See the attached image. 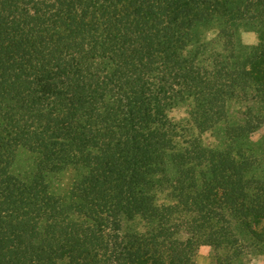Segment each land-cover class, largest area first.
Wrapping results in <instances>:
<instances>
[{"label": "trees", "instance_id": "16d2710c", "mask_svg": "<svg viewBox=\"0 0 264 264\" xmlns=\"http://www.w3.org/2000/svg\"><path fill=\"white\" fill-rule=\"evenodd\" d=\"M215 23L221 52L202 43ZM185 102L198 133L227 124L226 149L170 119ZM249 103L264 110V0H0V264H195L235 251V224L264 243V115L229 121Z\"/></svg>", "mask_w": 264, "mask_h": 264}, {"label": "rangeland", "instance_id": "374dc122", "mask_svg": "<svg viewBox=\"0 0 264 264\" xmlns=\"http://www.w3.org/2000/svg\"><path fill=\"white\" fill-rule=\"evenodd\" d=\"M240 40L246 46H257L260 43V36L256 32L246 31L240 29ZM221 29L219 24L215 23L209 25L202 31V43L208 44L216 49L218 52L223 50V43L219 40ZM230 124L231 125H246L255 117L256 113H263L264 110L258 104H235L231 107ZM191 105L190 103H180L174 106L169 111L170 119L177 124L181 129L185 128L188 134H196L201 138L204 147L213 150H224L229 145V140L226 134V125L214 127L213 129L198 133L193 126L191 120ZM256 113H253V112ZM184 132V130H183ZM253 146L257 150V155L262 159L258 164L254 173L251 174L252 178L264 179V122L256 129L249 137ZM36 160L35 157L25 150L18 153L17 160L14 166V172L22 179H29L35 170ZM79 177L77 170L69 169L65 172L50 175L49 185L51 191L56 195L66 196L69 194L73 184ZM163 200L165 197L162 198ZM131 229L136 231H143L144 227L140 221H135L129 225ZM264 224L256 226V230L264 237ZM236 234L241 241L240 245L235 251H227V249H215L214 247L204 246L196 254L195 264H260L262 257H264V243L254 240L248 231L243 229V226L235 224ZM245 230V231H243ZM263 233V234H262ZM183 239L187 235L182 236ZM256 246V247H255ZM258 248V249H257ZM234 249V248H233ZM259 250V251H258Z\"/></svg>", "mask_w": 264, "mask_h": 264}, {"label": "crops", "instance_id": "0c3cea01", "mask_svg": "<svg viewBox=\"0 0 264 264\" xmlns=\"http://www.w3.org/2000/svg\"><path fill=\"white\" fill-rule=\"evenodd\" d=\"M260 264H264V257H262V261L260 262Z\"/></svg>", "mask_w": 264, "mask_h": 264}]
</instances>
